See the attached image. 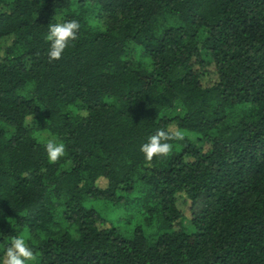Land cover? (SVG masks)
Instances as JSON below:
<instances>
[{"label":"trees","instance_id":"1","mask_svg":"<svg viewBox=\"0 0 264 264\" xmlns=\"http://www.w3.org/2000/svg\"><path fill=\"white\" fill-rule=\"evenodd\" d=\"M73 19L50 62L48 25ZM14 236L34 264H264V0H0V256Z\"/></svg>","mask_w":264,"mask_h":264},{"label":"clouds","instance_id":"2","mask_svg":"<svg viewBox=\"0 0 264 264\" xmlns=\"http://www.w3.org/2000/svg\"><path fill=\"white\" fill-rule=\"evenodd\" d=\"M80 24L77 20L50 23L48 25L45 40L48 43L47 56L49 61L59 60L62 54L69 47L72 41L78 37ZM183 140L182 131H167L158 129L155 134L150 135L145 143L140 146V151L147 161H152L154 157L168 156L173 149L169 140ZM49 163H56L65 155L66 146L63 142H58L55 138H42ZM36 257L32 247L24 236H14L10 245L0 256V264H33Z\"/></svg>","mask_w":264,"mask_h":264},{"label":"rangeland","instance_id":"3","mask_svg":"<svg viewBox=\"0 0 264 264\" xmlns=\"http://www.w3.org/2000/svg\"><path fill=\"white\" fill-rule=\"evenodd\" d=\"M171 129L176 131L175 126H172ZM191 138L195 140L197 144H201L200 141L197 140V135L195 134H190L189 135ZM180 206L185 209V218L183 220V224L186 227H190V218H191V212H190V207H191V201L188 199L184 201V199H180L178 201ZM86 205L88 207H95L97 210H99L103 216L110 215L114 212H116V215H123L125 219V224L123 223V226L125 229V232H133L136 225H141L143 222L145 223L144 226L148 231H151L155 228L156 225V220H154V224L151 227H148V224L145 220V213L143 212L142 208L140 206H137L136 203L130 202L129 204H124V203H118L114 204L113 201H106V200H101V199H92V200H87ZM157 219V218H155ZM124 232V233H125ZM35 261H33L34 264Z\"/></svg>","mask_w":264,"mask_h":264}]
</instances>
